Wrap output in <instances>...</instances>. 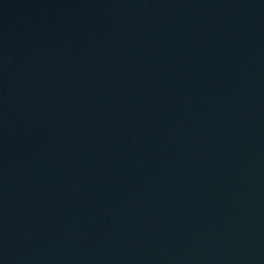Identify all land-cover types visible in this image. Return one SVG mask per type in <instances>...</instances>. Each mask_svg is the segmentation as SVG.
<instances>
[{"label": "water", "instance_id": "obj_1", "mask_svg": "<svg viewBox=\"0 0 264 264\" xmlns=\"http://www.w3.org/2000/svg\"><path fill=\"white\" fill-rule=\"evenodd\" d=\"M0 264H264V0H0Z\"/></svg>", "mask_w": 264, "mask_h": 264}]
</instances>
